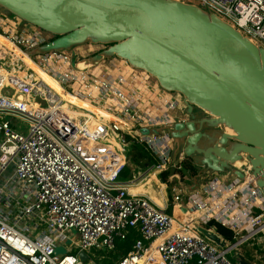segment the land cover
Listing matches in <instances>:
<instances>
[{"label": "built area", "instance_id": "1", "mask_svg": "<svg viewBox=\"0 0 264 264\" xmlns=\"http://www.w3.org/2000/svg\"><path fill=\"white\" fill-rule=\"evenodd\" d=\"M186 2L216 13L264 48V0ZM20 20L0 12V35L20 51L0 42V264H90L73 250L114 251L133 229L141 238L114 264H241L237 248L264 235V193L251 166L238 167L245 179L224 174L186 188L180 177L185 156L174 161L170 134L189 118L184 96L124 59L92 65L88 58L105 45L30 56L55 36ZM25 56L89 108L77 111L36 78ZM14 118L28 122L26 133L15 128ZM140 129H160L162 135ZM84 142L108 146L123 160L132 144H141L155 161L139 181L176 170L168 180L182 219L130 192L129 183L118 179L119 169L110 174L105 161L93 164L86 155L93 149ZM212 221L231 229L236 242L222 238L221 246L206 237L199 228ZM67 240L72 245L58 254Z\"/></svg>", "mask_w": 264, "mask_h": 264}, {"label": "water", "instance_id": "2", "mask_svg": "<svg viewBox=\"0 0 264 264\" xmlns=\"http://www.w3.org/2000/svg\"><path fill=\"white\" fill-rule=\"evenodd\" d=\"M0 12L55 36L30 56L101 44L106 48L88 58L92 65L124 59L180 92L189 118L170 134L174 153L198 167L191 190L204 173L231 171L245 179L235 167L240 163L251 166L264 193V48L216 13L183 0H0ZM76 57L73 52V66ZM140 132L162 135L160 129ZM199 230L224 246L217 233ZM239 261L248 264L243 256Z\"/></svg>", "mask_w": 264, "mask_h": 264}, {"label": "crops", "instance_id": "3", "mask_svg": "<svg viewBox=\"0 0 264 264\" xmlns=\"http://www.w3.org/2000/svg\"><path fill=\"white\" fill-rule=\"evenodd\" d=\"M132 150H133V148L130 147L129 152L127 153L128 156L130 155V152ZM183 155L184 154L182 152H175L173 154L174 161L180 160V158ZM190 161H192V160L185 156V160L183 161V169L181 170L182 172H180V173L182 175V178H184V186L191 190L192 188L195 187V184L197 182L196 175H197L198 169H197L196 173L190 172V169L188 167L186 168V163L189 164ZM151 164L150 163L147 164L146 167L139 166V165L137 166L136 164L133 165L132 163H131V165L129 164V167H130L132 173L130 172V175L128 174L127 176L122 178L121 179L122 182L129 183L130 192L135 193V194H143V195L150 197L157 206L165 209L170 215L174 216L176 218V220L180 221L182 219L180 217V216H182V214L179 211V206L173 200L171 191L169 192V190H168V188H170L172 186L171 182L168 180V177L171 174H173L174 172H176V170L173 171V169H171L170 171L167 172V174L157 172L155 175H152V173H151L150 177L151 178L155 177L154 178L155 181H153L152 184H151V182H147V184L150 183L152 186V188H147L145 185L146 183H143V180L142 181H139V180L144 175H146L148 167ZM193 164H194V162H193ZM235 167L238 168V167H240V165H235ZM132 169H133V171H132ZM132 174H133V176H132ZM224 174H231L232 177L235 176L231 171L230 172L228 171L227 173H215L213 175H209L207 173H204L198 178V187L200 186V184H202L209 177L219 176V175H224ZM135 176H136V178H134ZM146 178H147V176H146ZM184 212L186 213L185 210H184ZM183 217L186 218V216H183ZM211 228H213V230H212L213 232L217 233L221 238H224L222 235H220L217 232L216 227H211ZM133 231L137 232L138 230L133 229L131 232H133ZM116 249H117V247H116ZM116 249L114 251H116ZM236 251L238 252L239 255H241L245 258V260L248 264H264V235H260L259 238L250 240L249 243L248 242L244 243V245L238 247ZM73 252L79 254V251H76L75 249L73 250ZM111 252H113V251H111ZM107 253H110V252H106V254ZM88 254L90 256L88 261L94 259V257H98L99 254L104 255L103 252H100V250L90 251ZM119 259H121V258L119 257L114 262H117Z\"/></svg>", "mask_w": 264, "mask_h": 264}, {"label": "rangeland", "instance_id": "4", "mask_svg": "<svg viewBox=\"0 0 264 264\" xmlns=\"http://www.w3.org/2000/svg\"><path fill=\"white\" fill-rule=\"evenodd\" d=\"M184 1H186V0H184ZM189 1V0H188ZM16 17V16H15ZM20 20V19H19ZM21 22H23L22 20H20ZM6 46L9 48V49H11L12 51H14V52H16L17 53V50L15 49V48H13V47H11L10 45H7L6 44ZM95 47H96V50H98V49H102L103 48V46H101V45H95ZM87 48V44L85 45V46H79L77 49L78 50H85ZM83 52V51H82ZM67 102H69L70 103V105L73 107V108H76L77 109V111H83L85 108H86V110H87V108H89L88 106L87 107H85V108H82V110H81V108H80V110H79V104L78 103H76L73 99L72 100H69V101H67ZM76 106V107H75ZM13 124H14V126H15V128H17L19 131H21L22 133H26L27 132V130H28V122L26 121V120H22V119H20V118H14L13 119V122H12ZM84 144L85 145H87L86 146V148L85 149H93V151H88V153L86 154L88 157H89V159H90V161L93 163V164H96V165H98V164H102L101 163V161H105L106 163H105V165L104 164H102V165H104V167H105V169H109V170H111V172H110V174L111 173H113V172H115L117 169H119V173H118V179L120 180V181H122L121 179H122V173H123V171H124V168L125 167H127L128 165L127 164H130L131 165V163H133V162H129V156H127L126 157V159H122V158H120L115 152H114V150L113 149H110L108 146H103V145H95V146H93V145H91V144H87L86 142H84ZM131 156H132V154H130ZM99 156H100V159H99ZM153 158V157H152ZM154 159V158H153ZM109 161V162H108ZM153 163V162H152ZM134 164V163H133ZM120 165H122L123 167H122V169H120L119 167H120ZM133 168V167H132ZM109 174V175H110ZM109 175H107V176H109ZM180 177L182 178V175H181V173H180ZM155 178V177H154ZM154 178H151L148 174H147V178L146 179H144L143 180V183H146L145 185H146V187L147 188H152V186H151V184H152V182L153 181H155L154 180ZM147 182H151V184L150 183H148L147 184ZM174 185V184H173ZM173 185L170 187V188H168V190H169V192L171 191V188L173 187ZM171 194H172V191H171ZM206 228V227H205ZM213 229V228H212ZM74 235H75V233H74ZM72 236H73V234H72ZM74 237V239H75V236H73ZM249 243V242H248ZM65 245H72V241L71 240H67V244H62V246H59L58 247V249H57V253L58 254H64V253H66L67 252V247H65ZM229 257L233 260V261H235V258H234V253H231L230 255H229ZM103 258V256L102 255H98V257H94V259H92V260H90L89 262H90V264H99V262L101 261V260H103L102 259Z\"/></svg>", "mask_w": 264, "mask_h": 264}, {"label": "trees", "instance_id": "5", "mask_svg": "<svg viewBox=\"0 0 264 264\" xmlns=\"http://www.w3.org/2000/svg\"><path fill=\"white\" fill-rule=\"evenodd\" d=\"M72 97V96H71ZM131 148H133V150L130 152L131 155H129V162H133L134 164H136L137 166H143L146 167L147 164H151L152 162H154L153 160V156L150 154V152H148L141 144L138 143H134L132 144ZM132 163V164H133ZM133 164V165H134ZM128 166L124 168V171L122 173V178H124L125 176H127L128 174L130 175L131 169L129 167V164H127ZM190 169V172L192 173H196L197 172V167L193 164L192 161H190L189 164L186 163V168ZM133 171V169H132ZM182 172V171H181ZM132 173V172H131ZM133 176V174H132ZM211 227H216L217 232L222 235L224 237V239H226L227 241L231 242V243H235L236 242V238L234 236V232L215 222L212 221L208 224V228ZM141 238V235L139 234V232H131L128 236V238L126 240H117V249L116 251L110 252V253H104L103 256V260H101L99 262V264H114V261H116V259H118L119 257L122 258L123 256H125L129 251H131L133 249V245L135 244L136 240Z\"/></svg>", "mask_w": 264, "mask_h": 264}, {"label": "bare ground", "instance_id": "6", "mask_svg": "<svg viewBox=\"0 0 264 264\" xmlns=\"http://www.w3.org/2000/svg\"><path fill=\"white\" fill-rule=\"evenodd\" d=\"M0 42L10 45L11 47H14L13 44H11L6 38H4L2 35H0ZM17 50V52L20 53L19 49L15 48ZM25 59L29 62L30 66H31V70L32 73L34 74V76L36 78H41L43 79L45 82H47L50 86H52V88L54 90H56L57 93L61 94L62 97L64 98V100L69 101V100H74L76 103L79 104V110L81 108H85L88 105L80 100L75 99L74 97H71L70 95H65L64 91L61 89V87L59 86V84L50 76H48L43 70H41L40 67H38L37 64H35L34 62H31V60L25 56ZM76 107V106H75ZM97 113L101 114L102 112L96 110ZM120 145V144H119ZM120 148H124L123 146L120 145ZM237 165H240V163H237Z\"/></svg>", "mask_w": 264, "mask_h": 264}]
</instances>
